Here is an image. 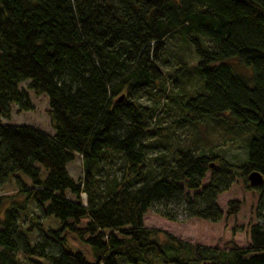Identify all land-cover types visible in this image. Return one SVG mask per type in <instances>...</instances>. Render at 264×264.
Listing matches in <instances>:
<instances>
[{"label": "trees", "instance_id": "trees-1", "mask_svg": "<svg viewBox=\"0 0 264 264\" xmlns=\"http://www.w3.org/2000/svg\"><path fill=\"white\" fill-rule=\"evenodd\" d=\"M190 31L207 41L190 37L203 90L175 122L253 123L244 162L166 142L155 101H170V39ZM31 89L47 95L52 131L3 120L32 110ZM28 202L36 213L22 229ZM171 203L184 204L193 225L180 232L194 242L166 231ZM155 204L160 225L148 227ZM0 212V264H264V0H0Z\"/></svg>", "mask_w": 264, "mask_h": 264}, {"label": "rangeland", "instance_id": "rangeland-1", "mask_svg": "<svg viewBox=\"0 0 264 264\" xmlns=\"http://www.w3.org/2000/svg\"><path fill=\"white\" fill-rule=\"evenodd\" d=\"M181 39H170L169 47L172 50V57L169 60L168 64L163 66L164 69H168L171 66L170 73L167 76V80L171 82V79L174 81L171 86L167 87V94H169L170 101L166 103V98L161 97L155 101V105L159 107L157 112V116H160L161 121L168 122L169 126H171V130H169L166 136V142L170 146L174 145H184L191 144L192 148L196 152H206L209 149V145L213 147V149L217 152H222L223 155L230 160L232 163L244 162L247 160V149L249 140L255 135L254 133V125L251 122L248 123H240L236 120H231L229 114H222L213 118L211 115H205L201 118L203 120L194 121L195 125H189L186 122L183 124H178L175 121L179 119L182 115L178 111L179 109L184 112L185 109L182 106L183 102L193 96V94L200 92L203 90V81L200 71H198L197 63L198 57L196 55L194 46L190 40V37L198 39V41L202 44L203 47L207 48V41L202 38V36L190 31L188 33L181 34ZM172 47V48H171ZM232 67L237 70L240 74L246 77L251 75L252 68L247 65H242L237 58H230L228 60ZM185 63V67L182 64ZM173 69V70H172ZM169 70V69H168ZM177 74V76H175ZM197 81L199 83H197ZM27 81L20 82L19 87L26 88ZM169 84V83H168ZM30 100H32L33 108L32 110H23L22 112H17L16 107L13 106L11 110V115L9 119H3L9 123H17V124H28V125H37L43 131H52L51 121H49L48 115V101L47 95L42 93V95L36 94L31 90H29ZM141 102L147 105L154 104L153 96L149 95L145 91H141L139 93ZM176 104L177 108L172 106ZM165 109V110H164ZM154 119H152L153 122ZM210 147V148H211ZM165 149H162V151ZM150 154L154 155L157 153V150L150 151ZM171 153L168 152V157H170ZM115 166H110V168H106V172L103 173V180L107 182L110 175L111 170L114 169ZM68 171L74 177V179H78L82 177V162L80 156L77 155L74 160L69 162ZM119 177V171L116 172ZM103 184V183H102ZM83 195V199L86 200V194L81 192ZM17 200H21V197L16 198ZM5 202L3 205L2 213L4 207L7 205ZM184 204H176L171 203L168 208L171 211H175L177 214V222L172 223V228H167L166 231L172 233L177 238H185L187 242H194L195 236L192 235L190 229L187 232H180V230H186L188 226L193 225L191 222V218L184 219V211L182 210ZM162 204H155L154 207L149 208L145 212L143 223L148 227H157L160 224L157 223L158 215L155 213V209H162ZM36 213V208L32 203L27 204L26 212L20 215L19 225L22 229H25L29 222L31 221L32 215ZM0 212V217H1ZM186 226V227H185ZM165 230V229H164ZM185 233L189 236H185ZM158 238L163 244L170 243V239L163 234L158 233ZM180 238V239H181ZM36 235L31 234L30 240L35 242ZM119 264H130L125 261L122 257L118 258ZM142 264V263H140Z\"/></svg>", "mask_w": 264, "mask_h": 264}, {"label": "water", "instance_id": "water-1", "mask_svg": "<svg viewBox=\"0 0 264 264\" xmlns=\"http://www.w3.org/2000/svg\"><path fill=\"white\" fill-rule=\"evenodd\" d=\"M122 98H123V96L120 95L118 100H121ZM262 179H263V176L260 175L256 171H252V172H250V174H248V180H249L250 185H259V184H261Z\"/></svg>", "mask_w": 264, "mask_h": 264}, {"label": "built area", "instance_id": "built-area-1", "mask_svg": "<svg viewBox=\"0 0 264 264\" xmlns=\"http://www.w3.org/2000/svg\"><path fill=\"white\" fill-rule=\"evenodd\" d=\"M82 200H83V203H85V199H83V195H82Z\"/></svg>", "mask_w": 264, "mask_h": 264}]
</instances>
